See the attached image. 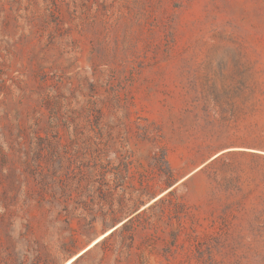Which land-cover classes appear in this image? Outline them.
<instances>
[{"label": "rangeland", "instance_id": "374dc122", "mask_svg": "<svg viewBox=\"0 0 264 264\" xmlns=\"http://www.w3.org/2000/svg\"><path fill=\"white\" fill-rule=\"evenodd\" d=\"M0 264H264V0H0Z\"/></svg>", "mask_w": 264, "mask_h": 264}, {"label": "trees", "instance_id": "16d2710c", "mask_svg": "<svg viewBox=\"0 0 264 264\" xmlns=\"http://www.w3.org/2000/svg\"><path fill=\"white\" fill-rule=\"evenodd\" d=\"M230 155H235V156H246V157H250V158H262V155L259 153H252V152H241V153H232Z\"/></svg>", "mask_w": 264, "mask_h": 264}]
</instances>
